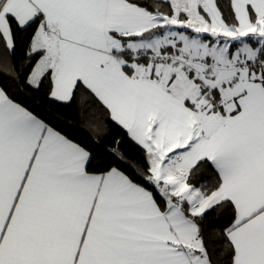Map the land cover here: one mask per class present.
Masks as SVG:
<instances>
[{
	"label": "snow or ice",
	"instance_id": "obj_1",
	"mask_svg": "<svg viewBox=\"0 0 264 264\" xmlns=\"http://www.w3.org/2000/svg\"><path fill=\"white\" fill-rule=\"evenodd\" d=\"M0 77V264H264V0H0Z\"/></svg>",
	"mask_w": 264,
	"mask_h": 264
},
{
	"label": "trees",
	"instance_id": "obj_2",
	"mask_svg": "<svg viewBox=\"0 0 264 264\" xmlns=\"http://www.w3.org/2000/svg\"><path fill=\"white\" fill-rule=\"evenodd\" d=\"M21 57L22 49L17 48L15 59L19 60ZM5 83L12 85L14 82L6 77H0V86ZM14 91L19 100L25 103L26 106L42 110L44 113L55 118V123L60 127L71 131L77 137L87 139L82 130L89 128V125L85 123L84 119L79 114L80 110L77 101L68 105L53 102L44 96V89H42L40 93H36L30 88H24L21 86V88H14ZM95 134V131H93V135ZM117 139L123 141L119 145V152L126 153V158L128 156L139 155V149L128 139L125 130L109 120L105 125L104 136L101 142L107 147H116L113 144V141ZM197 179L208 180L209 177L207 173H202ZM218 217L219 219H217ZM225 218V213L221 209L209 212L205 221L209 233L219 227L220 223H222Z\"/></svg>",
	"mask_w": 264,
	"mask_h": 264
}]
</instances>
